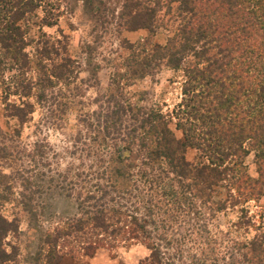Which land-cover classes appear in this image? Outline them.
<instances>
[{"label": "trees", "instance_id": "trees-1", "mask_svg": "<svg viewBox=\"0 0 264 264\" xmlns=\"http://www.w3.org/2000/svg\"><path fill=\"white\" fill-rule=\"evenodd\" d=\"M72 3L117 38L101 60L107 88L76 116L62 151L40 136L14 145L37 107L60 121L71 103L77 76L67 44L29 31L33 21L55 26ZM139 30L141 41L120 38ZM159 30L168 33L163 44L153 41ZM94 52L86 46L91 78L101 67L91 65ZM164 68L183 78L170 113L130 95ZM0 86L4 117L17 123L0 128V209L15 204L37 227L49 195L71 207L53 228H35L34 263L140 244L148 255L135 264H264V232L243 207L264 196V0H0ZM228 209L236 220L214 226ZM18 230L17 217L0 213V264H17L18 247L6 240Z\"/></svg>", "mask_w": 264, "mask_h": 264}, {"label": "rangeland", "instance_id": "rangeland-1", "mask_svg": "<svg viewBox=\"0 0 264 264\" xmlns=\"http://www.w3.org/2000/svg\"><path fill=\"white\" fill-rule=\"evenodd\" d=\"M71 10H62V15L59 17L58 22L52 27H40L38 22L34 24L33 21L30 24L29 36L37 39L42 35H45L51 42L60 41L63 44H67L68 54L73 60H75L76 67V80L70 85V90L66 93V101H71L68 105V109L65 116L60 121L49 117L46 118L45 109L35 107V111L31 116L32 120L27 123L22 131L21 137L13 140L14 145L17 144H29L36 138L45 137L49 145L56 151H62V148L66 144V140L74 132V124L76 116L80 111L86 112L94 109L95 107L91 103L99 95H102L108 85L109 75L111 70L104 66L101 61L103 58H108L118 48L117 38L113 33L103 35L99 29H94V21H92L88 15H86L81 4H73ZM146 32L139 30L135 32H122L121 39H126L130 43H135L143 40L146 37ZM168 33L159 30L153 38V41L158 44H163ZM103 36V37H101ZM94 48L92 54L91 65L99 64L101 67L96 72L94 78L90 77L88 72V65L86 63V46ZM32 52V50L27 49ZM112 56H115L114 54ZM8 78V74L6 76ZM182 73L180 71H172L169 69H162L153 78H146L139 81L131 89L130 95L133 94L143 95L144 101H137L138 105H148L158 107L163 113H170L174 107L181 100V85H182ZM73 86H77L80 89L78 94L72 91ZM0 86V128L3 132L9 133L16 128V122L4 117V104L3 93ZM17 98L9 96L8 102H15ZM46 123V124H45ZM171 129L175 132L179 138L180 133L174 130V121L170 124ZM11 143V142H10ZM187 159L193 161L194 154L192 151H188ZM245 165L247 167L248 174L251 177L256 176V166L254 164L253 154L248 155L245 158ZM50 201L46 207L45 217L41 219L37 227L30 226L28 224L27 216L21 211L15 204H6L0 209V213L11 219L17 217L19 220V230L15 235H11L7 238L10 244L18 247L17 264H36L34 263V257L38 247V238L40 232H44L46 229L53 228L57 222L55 215L62 217L65 215V210H70L71 207L67 205L66 201L58 195H49ZM244 210L247 213V217L251 218V222L255 227H258L264 232V196L258 201H250L244 206ZM48 215H52V218H48ZM55 216V217H54ZM237 218L236 210L228 209L224 213L218 215V217L212 222L216 227L225 229L235 221ZM50 219V220H49ZM48 220V221H47ZM33 227V228H32ZM37 228V230L35 229ZM180 228H177L176 232H180ZM254 231L249 230L247 238L252 237ZM148 255L147 249L140 245H118L113 250H100L94 257L85 258L75 254V259L65 257L59 264H135L139 260L145 258ZM41 264V263H39Z\"/></svg>", "mask_w": 264, "mask_h": 264}]
</instances>
